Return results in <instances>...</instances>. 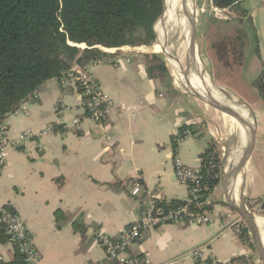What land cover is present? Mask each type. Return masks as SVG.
Returning a JSON list of instances; mask_svg holds the SVG:
<instances>
[{
	"label": "crops",
	"instance_id": "obj_1",
	"mask_svg": "<svg viewBox=\"0 0 264 264\" xmlns=\"http://www.w3.org/2000/svg\"><path fill=\"white\" fill-rule=\"evenodd\" d=\"M253 5L262 19L257 22V52L262 69L248 81L242 72L248 74L251 69L242 63L243 77L235 93L253 113L257 137L247 167L237 181L247 206L258 209L264 197V99L254 82L264 73V7L257 6V2ZM252 12L237 13L241 27L244 28ZM235 28L208 22L210 35L206 42L211 47L208 46L210 55L214 54L217 42L228 40ZM148 48H113L107 52H119L112 62L93 65L94 77L113 100L102 124L85 115L79 91L72 86L61 87L56 78L48 80L35 99L25 104V112L6 117L10 138H17L26 130L39 135L36 138L39 146L35 149L33 143L8 148L6 164L0 173V206L8 205L21 216L41 253L39 264L109 262L105 249L95 238L97 232L118 239L128 225L146 215L150 201L171 202L187 196V188L178 182L174 171L175 132L183 125H193L194 132L185 137L178 149L183 162L191 167L199 166L202 153L215 143L212 124L209 122L207 126L206 121L209 115L221 111L204 105L177 87L170 77L164 82L150 77L143 56L149 53ZM202 74L212 86L210 76ZM75 118L80 123L64 130L74 125ZM48 127L53 131L44 132ZM240 136L241 133L233 146ZM253 139L251 129L245 156ZM232 165L229 163L226 168ZM226 168L221 160L223 191L218 196L216 187L210 193L213 202L210 223L177 222L148 228L129 253L147 254L152 264H198L189 252L200 246L206 248L207 256L222 262L249 251L228 216L238 212L228 202L229 196L234 202L236 195L224 180ZM136 180L143 184L139 196L132 194ZM57 212L63 214L60 228ZM252 250L257 264H264L256 248ZM14 255L15 245L10 239L0 242V264H11Z\"/></svg>",
	"mask_w": 264,
	"mask_h": 264
},
{
	"label": "trees",
	"instance_id": "obj_2",
	"mask_svg": "<svg viewBox=\"0 0 264 264\" xmlns=\"http://www.w3.org/2000/svg\"><path fill=\"white\" fill-rule=\"evenodd\" d=\"M241 1L212 0L213 5L220 8H233ZM164 9L165 0H0V125L48 80H60L75 65L85 66L99 59L112 61L119 52L110 53L103 48L152 45L157 39L155 25L165 13ZM244 37L239 34L231 43L233 51H238V59L242 58ZM143 56L150 77L163 82L169 79L162 55L148 53ZM254 85L264 99V73ZM187 128L194 132L193 125H183L179 130ZM173 148H176L174 141ZM212 153L221 165L220 153L213 143L202 153V163ZM220 179L221 169L217 168L207 179L208 191L203 193L213 192ZM158 203L169 209L183 201ZM212 205L213 202L209 210ZM5 207L13 210L8 205ZM62 215L56 213L59 228ZM243 224L240 237L252 239L249 228L245 222ZM7 239L10 238L0 225V242ZM250 245L255 249L253 241ZM24 263L23 255L15 248L11 264Z\"/></svg>",
	"mask_w": 264,
	"mask_h": 264
},
{
	"label": "built area",
	"instance_id": "obj_3",
	"mask_svg": "<svg viewBox=\"0 0 264 264\" xmlns=\"http://www.w3.org/2000/svg\"><path fill=\"white\" fill-rule=\"evenodd\" d=\"M204 7L202 11H204ZM228 11L227 8H220L212 5V12L217 17H224V12ZM226 18V16L224 17ZM108 51L110 49L103 48ZM112 62L111 60L99 59L95 62L85 66L75 65L68 71L59 81L61 87L72 86L75 87L82 99L84 113L91 117L100 124L106 119L108 111L113 106L112 97L103 90L100 83L92 73L94 64L103 62ZM37 93L28 101L24 102L17 112H25V104L35 99ZM15 112V113H17ZM80 123L78 118L74 119V125L67 126L64 130H71L74 126ZM53 131L52 127H48L44 132ZM191 131L187 128L182 132L178 130L173 135V141L176 143L174 148V171L179 183L187 188V196L181 199L183 203L165 209L159 206L158 200L150 201L147 206L146 215L128 225L118 239H113L111 236L97 232L95 238L97 242L105 249L106 257L109 262L103 264H152V259L149 255H132L129 249L139 239L142 238L144 231L148 228H158L169 223H187L204 225L212 221L211 210L208 206L212 204L210 193L204 194L208 191L207 179L211 177L215 169H221L217 161L215 153H212L207 160L197 167L186 165L181 159L178 149L182 141L190 135ZM213 134V133H212ZM37 133L32 130L23 131L17 138H10L8 136L7 125L2 123L0 125V173L6 164L7 149L10 147L16 148L20 145L33 143L32 148L38 147L36 141ZM143 190L141 181L136 180L133 183L132 194L139 196ZM258 213L264 215V197L259 203ZM228 216L232 218L233 224L237 233L241 234L244 228L243 219L238 213H229ZM0 225L5 228L10 240L14 243L15 248L23 255L25 264H39L41 260V253L37 250L34 244L32 234L23 222L21 216L13 210L6 209L0 206ZM241 238V237H240ZM242 242L247 245L249 251L243 255L235 257L234 259L226 262L219 261L213 257L206 255V248L204 246L192 249L189 254L192 255L198 264H257L253 257V250L251 248L252 239L241 238ZM1 259V257H0Z\"/></svg>",
	"mask_w": 264,
	"mask_h": 264
},
{
	"label": "rangeland",
	"instance_id": "obj_4",
	"mask_svg": "<svg viewBox=\"0 0 264 264\" xmlns=\"http://www.w3.org/2000/svg\"><path fill=\"white\" fill-rule=\"evenodd\" d=\"M194 4L196 3L197 7V45L199 52L197 50V57L198 61H196L197 66L200 67L201 72L203 71L206 75L208 74L212 81V94L216 96L220 101H223L228 104H233L237 108H247L245 104L241 103V98L238 97V95L235 93V90H238V84L239 79H241L243 76L241 75L240 66L242 63L247 68H250V71H247L248 74H246L245 71L242 73L245 74L247 80H251L252 78H255L260 72L259 69H262L261 66V59L258 56V42H257V31H258V24L257 22H261V15L259 9H254V2H257V6L264 7V0H243L239 4L235 5L232 9L229 8L228 11L224 12V17H217L212 12V3L211 0H194ZM204 7V11H202V8ZM240 10H247V11H253L252 16L249 17V19L245 20L246 24L243 27L240 25V19L237 16V13H239ZM167 11V6H166ZM195 14V11L193 12ZM164 14V16H165ZM163 16V15H162ZM162 16L159 18L155 25L156 33H157V39L156 41L148 46V51L150 54L157 53L159 55H162L166 65L169 70V77L174 82V84L179 87L180 89L186 91L184 85H182L178 79L179 72L174 67L175 65L172 63V58L169 57L167 54L163 52V49L158 46L159 40H158V32H157V26L160 23V20ZM254 16V17H253ZM192 18V17H191ZM211 21L213 23H216L217 25H226L227 27L234 28L233 34L231 35L230 41L227 40V38L221 39L219 42H217V46L215 47L214 54H209L208 46L210 45L206 42V37L210 35L208 31V22ZM207 24V25H206ZM240 30V33L238 32ZM243 34L245 36L243 38L244 40V48L242 51V58L238 59V51L234 52L232 49V42L235 41L236 37L238 35ZM205 35V39L204 36ZM171 42L169 45L171 46V52L172 54L178 58L180 64L185 67L186 60L190 59L191 52L187 53L188 48L190 47L191 43V37L186 33L185 31L181 30L179 33L174 37L173 33L170 34L169 39ZM168 43V42H167ZM211 48V47H210ZM193 63H191L192 65ZM190 65V69H191ZM256 68H254V67ZM254 68V69H253ZM254 70H256V74L254 75ZM261 71V70H260ZM202 72V73H203ZM259 72V73H258ZM250 74H253L252 77ZM194 78V74H193ZM207 79V78H206ZM190 80L193 81V79L190 78ZM208 83H210V80H207ZM211 84V83H210ZM208 85L209 87H212L211 85ZM231 95H234L237 97L235 99L234 96L229 97ZM224 99H223V98ZM201 101V100H199ZM232 102V103H231ZM201 103L205 104L203 101ZM248 104V103H247ZM209 106V105H207ZM211 107V106H209ZM250 107H253L251 104ZM254 108V107H253ZM250 110V108H248ZM215 114L209 115L208 119L206 121L207 126L209 125V122L212 124L211 133L214 136L215 139V145L218 151L222 153L221 160L224 164V169L226 168V165H229V159L228 157L232 154L233 151V143L236 141V138L239 137V128H238V120L227 114L222 112H214ZM250 119L254 120L253 113L250 111ZM257 120H259V114L255 112ZM208 122V123H207ZM241 137V136H240ZM240 139V138H239ZM239 141V140H238ZM219 145V146H218ZM220 150H219V148ZM222 182L219 183L217 186V195L220 196V193H222ZM255 212L256 217H258L260 220L264 218V215L261 213H258L256 210H252ZM263 218H260V217ZM264 220V219H263ZM263 237H264V233ZM263 264V263H262Z\"/></svg>",
	"mask_w": 264,
	"mask_h": 264
},
{
	"label": "bare ground",
	"instance_id": "obj_5",
	"mask_svg": "<svg viewBox=\"0 0 264 264\" xmlns=\"http://www.w3.org/2000/svg\"><path fill=\"white\" fill-rule=\"evenodd\" d=\"M194 0H166L165 2V10L167 6V11L163 20L161 22L159 32H158V46L163 49V52L171 57L172 63L175 65L174 67L179 72V81L185 88L191 90L195 93L199 94H209L212 92V87H209V83L205 76L202 74L200 67L197 66L196 61H198L197 57V46L192 48V52L190 54V59L187 62V65L183 67L178 58H176L171 52V46L169 43L171 42L169 36L173 33L174 37L179 33V31L183 30L191 37V17L193 16V12L195 9ZM165 12V11H164ZM168 42V43H167ZM191 44V43H190ZM199 62V61H198ZM191 63H193L191 65ZM191 65V69H190ZM194 74V78H193ZM193 79L192 80H190ZM202 91V92H201ZM216 97V96H215ZM217 98V97H216ZM223 98V97H222ZM224 99V98H223ZM232 103V102H231ZM239 112L243 114L248 120H250L249 111L247 108H238ZM238 130L241 133V138L238 143L233 146L232 154L228 157L229 163H233L231 168H226L224 176V180L226 184L229 186V189L234 192L235 196L234 202L236 204L240 203L241 198L243 196L241 188L238 185V170H236L235 165L240 164L241 158L245 156L247 152V147L251 137V127L248 125L241 123L238 121ZM233 157V158H232ZM233 161V162H232ZM243 179V178H242ZM228 182V183H227ZM231 193V192H230ZM232 200L231 196H229ZM257 224L262 229V233H264V221L256 217Z\"/></svg>",
	"mask_w": 264,
	"mask_h": 264
},
{
	"label": "water",
	"instance_id": "obj_6",
	"mask_svg": "<svg viewBox=\"0 0 264 264\" xmlns=\"http://www.w3.org/2000/svg\"><path fill=\"white\" fill-rule=\"evenodd\" d=\"M165 2H166V0H165ZM195 5H196V3H195ZM197 10L198 9L195 6V14H193V16L191 18V27H190L191 44H190V47L188 48L187 53L192 52V48L194 46L198 47V45H197V19H196ZM155 31H156V29H155ZM81 46L84 47L85 45H81ZM186 65H187V60H186ZM186 91L190 95L194 96L195 98L203 101L205 104H207V105H209V106H211V107H213V108H215L221 112L227 113V114L235 117L239 122L248 125L253 130L254 139H253L252 146L250 148L248 155H246L245 157L243 156L241 158L240 164L238 162V164L235 165V167H236L235 169L238 170V175H240L242 172L245 171L247 164L250 160V156H251V154L255 148L256 137H257L256 122L253 120H248L243 114H241L239 112V110L233 104H228V103H225L223 101H220L211 92L209 94L205 95L203 93L202 94L195 93V92L188 90V89H186ZM228 202L231 205V207L234 208L240 214V216L242 217V219L246 223L247 227L249 228V232L253 238L254 246H255L257 252L259 253L260 258L264 262V238H263V234H262V229L257 224L255 212H253L252 209H250L247 206L246 200L244 197L241 198V201L238 204L233 202L231 199H229Z\"/></svg>",
	"mask_w": 264,
	"mask_h": 264
}]
</instances>
